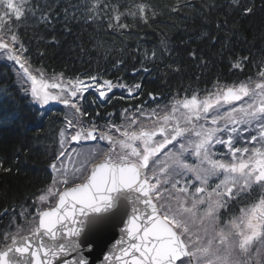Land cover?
<instances>
[{
	"label": "snow or ice",
	"instance_id": "snow-or-ice-1",
	"mask_svg": "<svg viewBox=\"0 0 264 264\" xmlns=\"http://www.w3.org/2000/svg\"><path fill=\"white\" fill-rule=\"evenodd\" d=\"M229 6L230 14H255L254 0H231L220 7ZM58 9L32 0H0V56L18 69L20 87L32 102H57L67 109L60 150L49 165L52 187L38 196L40 202L48 195L58 200L45 210L37 207L23 223H16L19 214L12 207L3 209L0 219L8 217L7 227L14 231L0 232V264H93L89 257L96 236L125 217L127 242L119 241V254L105 257V264L110 258L112 264H264V59L233 54L231 68L244 74V80L217 81L202 97L193 92L163 104L167 97L148 93L154 108L140 103L103 117L97 112L106 121L98 123L85 119L91 117L83 107L91 89L102 102L116 88L135 99L144 95L142 84L90 73L66 78L64 72L33 68L18 34L21 21L41 26L62 22L69 33V23L103 24L121 35L129 29L124 19L138 17L147 24L155 13L136 0H67ZM172 11L178 13L179 7ZM221 25L227 28L228 20L217 27ZM190 56L207 66L195 51ZM143 57L153 64L158 60L155 51ZM253 63L254 77L245 71ZM124 64L117 61V70ZM113 116L121 123H114ZM84 142L94 143L84 150ZM70 183L63 191L56 187Z\"/></svg>",
	"mask_w": 264,
	"mask_h": 264
},
{
	"label": "trees",
	"instance_id": "trees-1",
	"mask_svg": "<svg viewBox=\"0 0 264 264\" xmlns=\"http://www.w3.org/2000/svg\"><path fill=\"white\" fill-rule=\"evenodd\" d=\"M32 2L41 7L51 4L56 8L59 5L58 11L67 6V0ZM71 2L86 3L88 0ZM136 2L150 5L155 15L150 16L147 24L138 17L124 19L129 29L121 35H114L103 24L69 23V33L64 30L62 22L53 21V24L41 26L31 19L21 21L23 26L18 34L29 49L33 68H43L49 74L64 72L66 78H84L85 73H90L114 82L119 79L129 85L142 84L144 95L135 99L125 96V91H116L114 99L102 102L89 92L83 107L91 117L85 119L105 123L96 116L97 112L101 117L106 113H119L130 105L144 103L151 92L167 97L163 102L180 99L193 92L202 97L206 94L204 90L211 91L217 81L232 84L246 78L231 68L233 54L251 56L254 61L264 59V7H261L264 0H254L255 14L249 17L230 14L231 6L221 9L220 6L231 5V0ZM209 4L216 5V9H209ZM173 7H179V12H173ZM224 19L228 20V27L221 25L218 28ZM165 47L167 50L162 51ZM225 48L229 50L225 51ZM152 51L158 57L155 64L143 57L144 52L150 55ZM192 51L203 58L206 67H201L200 60L190 56ZM119 60L125 64L117 70ZM141 67L151 71L135 74L134 69ZM169 68H179L180 71L177 73ZM17 70L11 61L0 56V162L3 164L0 167V213L4 208L12 207L19 214L16 223H23L32 219L37 207L47 203L39 202L38 196L52 186L54 174L49 165L53 162V153L60 150L59 130L63 127L67 109L59 103L41 106L32 102L20 87ZM245 71L254 77L257 71L255 63L246 66ZM112 119L119 121L115 116ZM74 146L80 148L78 144ZM71 185H59L57 188L62 191ZM57 198L54 195L48 206H53ZM8 223V217L0 219V232L14 231L7 227Z\"/></svg>",
	"mask_w": 264,
	"mask_h": 264
},
{
	"label": "water",
	"instance_id": "water-1",
	"mask_svg": "<svg viewBox=\"0 0 264 264\" xmlns=\"http://www.w3.org/2000/svg\"><path fill=\"white\" fill-rule=\"evenodd\" d=\"M127 219L128 217H125L123 222H114L96 236V246L89 257L93 264H105V257H110L112 253L119 254V241L124 239L127 242L124 235ZM108 264H112L111 258Z\"/></svg>",
	"mask_w": 264,
	"mask_h": 264
},
{
	"label": "rangeland",
	"instance_id": "rangeland-1",
	"mask_svg": "<svg viewBox=\"0 0 264 264\" xmlns=\"http://www.w3.org/2000/svg\"><path fill=\"white\" fill-rule=\"evenodd\" d=\"M91 90H94V88L93 89H91ZM115 90V89H114ZM113 90V91H114ZM52 104H58L57 102H52V103H50L49 105H52ZM92 143H94V142H85L84 143V150H86ZM78 150H81V146H80V148H78ZM69 168H71V164L69 163ZM54 174V173H53ZM57 186H59V184L57 185ZM56 186V187H57ZM52 187V186H51ZM43 194H47V191L45 192V193H43ZM53 196L54 195H48V198H47V200L46 201H44V202H47L45 205H43L40 209H43V208H46L48 205H50L52 202L50 201L52 198H53ZM40 202V201H39Z\"/></svg>",
	"mask_w": 264,
	"mask_h": 264
},
{
	"label": "flooded vegetation",
	"instance_id": "flooded-vegetation-1",
	"mask_svg": "<svg viewBox=\"0 0 264 264\" xmlns=\"http://www.w3.org/2000/svg\"><path fill=\"white\" fill-rule=\"evenodd\" d=\"M158 96V95H157ZM144 107L147 108H154L155 104H153L150 100H145L144 101ZM217 181L215 180V178H213V180L210 181V184H215ZM243 205H240V207H242ZM238 214V208L237 209H233V215H237Z\"/></svg>",
	"mask_w": 264,
	"mask_h": 264
}]
</instances>
